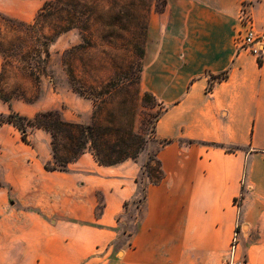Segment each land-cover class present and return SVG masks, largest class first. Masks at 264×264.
Wrapping results in <instances>:
<instances>
[{
  "label": "crops",
  "instance_id": "crops-1",
  "mask_svg": "<svg viewBox=\"0 0 264 264\" xmlns=\"http://www.w3.org/2000/svg\"><path fill=\"white\" fill-rule=\"evenodd\" d=\"M243 5L264 31V0H166L150 18L142 88L164 108L156 142L171 140L159 184L143 173L147 151L117 166L87 151L48 171V132L29 145L0 128V264H226L237 226L238 256L264 264V52L260 64L234 45ZM11 110L43 109L0 101Z\"/></svg>",
  "mask_w": 264,
  "mask_h": 264
},
{
  "label": "rangeland",
  "instance_id": "rangeland-1",
  "mask_svg": "<svg viewBox=\"0 0 264 264\" xmlns=\"http://www.w3.org/2000/svg\"><path fill=\"white\" fill-rule=\"evenodd\" d=\"M16 1L0 0V74L5 55L12 59L16 66L8 67L0 81L1 88L5 93L16 91L15 95L24 97L14 100L34 104L36 108H42V111L59 110L65 120L85 125L90 124L92 120L94 105L91 99L71 89L66 64L73 65L76 78L85 87L83 90L87 94L91 93V89L87 88L90 86H94L98 91L106 85L112 88L116 85L127 88L130 82L135 80L136 69L141 65L142 51L149 39L150 18L161 13L165 5V0H97L98 10L91 18L89 33L91 46L74 50L77 56H73L71 52L65 56V52L83 43L81 32L73 29L59 36L48 46V58L45 40L42 46L37 47L33 39L50 35V26L30 35L25 29L8 24L1 17L33 25L44 4L51 0H22L23 3H29L25 15L28 19L26 22L14 16L20 9ZM39 56L43 62L38 65ZM65 57L67 63L63 62ZM133 66L135 71H130ZM34 75L39 77V81ZM161 109L163 106L159 101L154 109L141 107L138 130L147 133L152 128L149 120H153ZM29 140L35 143L36 135L31 132ZM159 147L160 143L156 141L148 144L145 150V154L148 152L147 161ZM138 214L139 212L135 217H138ZM239 258L245 259L240 256Z\"/></svg>",
  "mask_w": 264,
  "mask_h": 264
},
{
  "label": "trees",
  "instance_id": "trees-1",
  "mask_svg": "<svg viewBox=\"0 0 264 264\" xmlns=\"http://www.w3.org/2000/svg\"><path fill=\"white\" fill-rule=\"evenodd\" d=\"M97 10V0H51L44 4L33 25L15 22L8 17L2 16L1 18L8 24L25 29L30 35L50 26V35H43L41 38L34 37L33 39V43L37 47L42 46L45 40L48 58L50 57L48 46L51 43L62 34L78 29L81 32L83 43L65 52V56L70 52L73 56H77V53L73 52L74 50H83L92 44L91 38H89L91 18ZM0 52L2 51L0 50ZM144 55L145 46L141 55V65L136 69L135 80L131 81L127 88L118 85L112 88L106 85L98 91L94 86H90L87 87L91 89L89 94L84 92L83 88L85 87L76 78L73 65L67 63L66 57L63 59V62L67 63L66 68L71 89L93 102L94 110L90 124L67 121L59 110L38 112L33 118L11 110L6 115L0 113V128L4 124H12L21 133L22 140L29 145H32L29 140L31 132L36 129L48 132L52 137L53 149V161L45 165L48 171H69L70 164L78 160L87 151H90L96 162L102 166H117L129 160L137 162L141 153L147 150L148 144L158 140L157 123L164 113L163 108L157 112L153 120H149L152 128L147 133L138 130L140 108L154 109L158 106L156 97L142 88V60ZM42 62L43 59L39 56L38 65ZM259 63L262 64L261 58H259ZM8 67L16 68L13 60L8 59L5 55L0 81L4 78ZM130 71H135V67H131ZM35 78L39 81V77L35 76ZM131 87L133 88L132 91ZM15 94L16 91L5 93L0 86V101L11 105L14 99H24V97ZM170 142L171 140L167 139L160 140L159 149ZM192 143L193 141H187V144ZM159 149L143 165V173L151 184H159L165 177L161 162L158 159ZM226 150L227 152L235 151L230 148ZM142 183L144 182L142 181ZM145 192L146 186L144 185L141 202L146 198ZM241 198H244V193H242Z\"/></svg>",
  "mask_w": 264,
  "mask_h": 264
},
{
  "label": "built area",
  "instance_id": "built-area-1",
  "mask_svg": "<svg viewBox=\"0 0 264 264\" xmlns=\"http://www.w3.org/2000/svg\"><path fill=\"white\" fill-rule=\"evenodd\" d=\"M239 20L241 23V28L237 31L234 38V45L239 51H250L253 54L261 58L264 52V31H259L250 15L247 11V6L243 5ZM226 78V75H221L215 81H220ZM239 230L240 226L234 233L233 241L231 243L229 256L226 264H245V259H240L238 256V245H239Z\"/></svg>",
  "mask_w": 264,
  "mask_h": 264
}]
</instances>
